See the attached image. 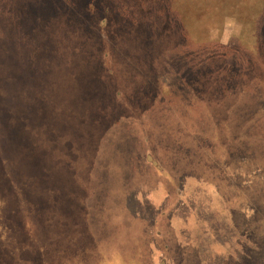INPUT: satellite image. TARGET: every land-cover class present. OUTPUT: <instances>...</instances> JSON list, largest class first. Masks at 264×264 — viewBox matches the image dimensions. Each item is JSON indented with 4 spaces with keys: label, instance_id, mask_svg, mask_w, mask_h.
Here are the masks:
<instances>
[{
    "label": "rangeland",
    "instance_id": "374dc122",
    "mask_svg": "<svg viewBox=\"0 0 264 264\" xmlns=\"http://www.w3.org/2000/svg\"><path fill=\"white\" fill-rule=\"evenodd\" d=\"M0 264H264V0H0Z\"/></svg>",
    "mask_w": 264,
    "mask_h": 264
}]
</instances>
